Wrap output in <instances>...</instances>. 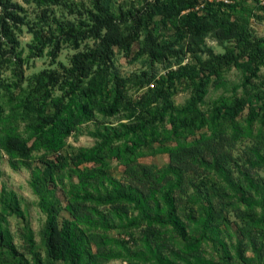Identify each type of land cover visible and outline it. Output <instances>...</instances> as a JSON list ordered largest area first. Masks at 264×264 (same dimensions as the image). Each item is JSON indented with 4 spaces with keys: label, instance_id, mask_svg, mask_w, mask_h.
<instances>
[{
    "label": "trees",
    "instance_id": "1",
    "mask_svg": "<svg viewBox=\"0 0 264 264\" xmlns=\"http://www.w3.org/2000/svg\"><path fill=\"white\" fill-rule=\"evenodd\" d=\"M35 1L64 4L74 16L42 9L39 26L29 25L23 57L16 30L28 22L24 8L0 0V67L11 71L0 76V158L4 153L12 169L30 170L28 184L45 216V249L44 255L37 249L16 193L2 186L0 264H264V36L254 34L247 17L217 19L221 8L238 13L244 1L145 0L125 9L112 0L75 9L68 0ZM200 5L205 15L194 10ZM258 7L264 14V4ZM208 35L224 53L203 48ZM231 41L237 52L226 44ZM83 42L88 45L80 50ZM64 43L77 50L67 65L23 74V64L47 47L54 63ZM133 44L135 57L151 63L173 57L167 71L157 78L149 70L120 75L115 54H130ZM198 51L207 52L199 67L182 62ZM232 66L240 82L202 109L211 75H218L215 87H226L217 70ZM185 79L190 94L177 104L176 82ZM90 121L95 127L85 133L94 143L63 154L70 134L82 133ZM244 139L253 144L245 156L235 155ZM156 154L168 161H138ZM112 161L124 167L120 177L112 175ZM218 198L226 210H241L239 223L218 208ZM12 215L23 224V251L7 225ZM139 228L135 250L130 236L111 235Z\"/></svg>",
    "mask_w": 264,
    "mask_h": 264
},
{
    "label": "rangeland",
    "instance_id": "2",
    "mask_svg": "<svg viewBox=\"0 0 264 264\" xmlns=\"http://www.w3.org/2000/svg\"><path fill=\"white\" fill-rule=\"evenodd\" d=\"M13 2H16L20 4L26 13V20L28 21L26 24L22 25L20 30H16V37L18 41L20 42L19 49L23 50L22 56L24 57L28 53V47L27 45L32 39V33L29 30V25L32 26H39V23H41L39 17L41 15L42 9H52L53 12L55 11L56 16L63 15L65 18H73V14H70V8L66 7L64 4L61 5H39L35 0H11ZM70 2H73L74 9L80 5H83L85 7L92 5V0H68ZM214 1V0H209ZM215 1H222L225 4H235V2L244 1V3L238 5L239 12L238 13H232L231 9L227 8H221L217 19H226V18H244L247 17L249 19L248 27L254 32V34L257 37L264 36V14L262 10L258 7L260 5L259 0H234L225 2L224 0H215ZM145 0H112L113 6L117 7L118 4H121L125 8H130L132 3L138 8L142 5H144ZM77 4V5H76ZM198 7V8H197ZM195 11L198 12L199 15H205L206 12L204 9H201L200 6H196ZM51 11V10H50ZM52 13V12H51ZM50 13V14H51ZM20 15L23 14V12L19 13ZM261 16V17H258ZM171 31L165 29V34L171 35ZM89 44H93L92 40H89ZM228 46H233L234 51L237 52L238 48L234 41L227 42ZM87 42L85 45V42H83L80 46V50L85 48L87 46ZM203 47V46H202ZM138 46L136 44H133L131 46V53L125 55L122 51H117L115 54L114 59V66L119 71L120 75L122 76H129L132 73H140L142 71L149 70L150 73H153L155 75V78L159 77L160 75L164 74L167 71V65H169V62L173 60V57L169 56L168 59H165L164 61H155L150 62L147 57L140 55L138 57H135V54L137 52ZM203 48H209L213 51L215 54H222L225 52L224 45L219 44L213 37L210 35L206 36L204 39V47ZM49 50V47L44 49V52L42 56H35L33 58H30L28 62H25L22 66L23 74L29 75L32 72L39 71L43 68H57L59 63L67 65L69 63L70 55L76 52L77 50H74L72 48L71 44L64 43L61 46V49L58 52V55L55 58V62L51 63V56L47 53ZM207 57V52L198 51L196 54H192L190 52H187L184 56L183 63H190L194 64L197 67H199V61H204ZM177 66L173 65L171 68H176ZM264 68L261 70L263 71ZM219 73V76H222L227 86L223 87H215L214 83L217 81V74L214 73V75H211V81L209 84L208 92L206 96L204 97V103L202 104V109H210V105L217 96L221 94L230 95L232 92V86L235 84H238L241 80V73L238 69L235 67H229L223 70H217ZM11 71L6 66L0 67V76H10ZM258 81V80H255ZM154 82V81H153ZM190 85L191 82L188 80H181L176 82L175 86V92L173 95L174 101L177 104H181L184 102V100L189 96L190 94ZM260 95L262 97V100L264 101V85L260 87ZM238 93H241V88H238ZM95 122L90 121L86 123L85 125H82V133H79L76 135L75 133L70 134V136L67 138V146L65 150L63 151V154L68 155L70 151L74 150L75 148H78L80 146H90L94 143V138L90 137L85 133L86 129L94 128ZM253 141L244 139L242 141H239L235 144V149L233 150V153L235 155L245 156L246 151L244 149L248 145H252ZM140 163L143 164H155L157 166H162L164 163L168 161V155L167 154H156V155H148L143 156L138 159ZM112 167H111V173L115 177H120L122 174V171L124 169L123 166L117 165L116 161H112ZM69 166L71 169H74V166L69 162ZM83 168L82 165L79 167H76V171H79ZM0 169L2 171V175L0 177V188L2 186H5L6 189L12 190L16 193L17 199L20 203V211L22 215L25 217V219L30 224V227L32 228L36 240V246L37 249L44 255V242H43V236L41 233L42 225L44 222V214L39 210V208L36 205V196L31 191V188L28 184V180L30 177V170L26 168H20L17 170H14L10 167L8 163V157L6 154L2 153L0 158ZM259 173L264 176V171L259 170ZM182 203H184L186 200L183 197L181 199ZM65 202V200H64ZM216 204L218 208L221 211L226 212L225 214L228 216L229 220L231 222H240L241 220L238 217L237 212L239 213L241 210H234L230 206L227 208V204L223 198L216 199ZM185 208L182 207L181 211L183 212ZM8 228L12 235V239L14 244L16 245L17 249L19 251L24 250V241L22 239V221L20 218L15 217L14 215L8 217ZM141 228L139 229H133L132 234H127L126 232H118V231H112L111 235L114 237H119L121 239H124L129 237L132 241H135V243H131V249L135 250L139 246V237L141 235ZM93 239H97L96 235L92 236ZM134 239V240H133ZM93 248H95V245L93 243ZM169 254V250H166ZM171 254V253H170ZM248 255H252L250 251H247ZM106 264H128L126 261L122 260H111L107 262Z\"/></svg>",
    "mask_w": 264,
    "mask_h": 264
},
{
    "label": "built area",
    "instance_id": "3",
    "mask_svg": "<svg viewBox=\"0 0 264 264\" xmlns=\"http://www.w3.org/2000/svg\"><path fill=\"white\" fill-rule=\"evenodd\" d=\"M224 1H225V2H228V1H232V2H233L234 0H224ZM259 3H260V4H264V0H259ZM201 6H202V5H201ZM197 8H198V7H197Z\"/></svg>",
    "mask_w": 264,
    "mask_h": 264
}]
</instances>
